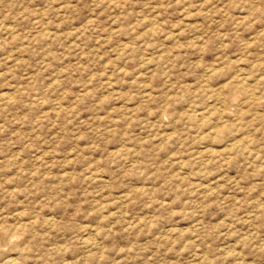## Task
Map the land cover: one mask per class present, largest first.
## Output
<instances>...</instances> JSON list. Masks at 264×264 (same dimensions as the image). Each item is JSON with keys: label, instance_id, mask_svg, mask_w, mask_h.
<instances>
[{"label": "rangeland", "instance_id": "rangeland-1", "mask_svg": "<svg viewBox=\"0 0 264 264\" xmlns=\"http://www.w3.org/2000/svg\"><path fill=\"white\" fill-rule=\"evenodd\" d=\"M0 264H264V0H0Z\"/></svg>", "mask_w": 264, "mask_h": 264}, {"label": "bare ground", "instance_id": "bare-ground-1", "mask_svg": "<svg viewBox=\"0 0 264 264\" xmlns=\"http://www.w3.org/2000/svg\"><path fill=\"white\" fill-rule=\"evenodd\" d=\"M236 77H237V76H236ZM241 77H242V76H241ZM241 77H240V78L237 77V78H238V81H239V82H237V83H242V82H243V78H241ZM226 101H227V100H226ZM225 103H226V102H225ZM229 104H230V103H229ZM237 104H238V103H237ZM237 104H236V105H237ZM239 104H240V103H239ZM233 105H234V104H233ZM230 106H231V105H230ZM230 106H229V107H230ZM236 107H237V106H236ZM223 113H224V112H223ZM209 114H210V113H209ZM209 114H208L207 111H206V112H205V111H204V112L202 111V114H201V116H200V119H201V120H202V119H205ZM199 115H200V114H199ZM221 117H222V116H221ZM208 118H209V117H208ZM202 121H203V120H202ZM222 121H223V120H222ZM222 121H221V122H222ZM220 125H221V124H220ZM95 180H96V179H95ZM105 181H106V180H105ZM101 183H102V182H101ZM87 238H88V237H87ZM86 242L89 243V240L86 241ZM13 259H14V258H13ZM10 260H11V259H10ZM10 262H11V261H10Z\"/></svg>", "mask_w": 264, "mask_h": 264}]
</instances>
